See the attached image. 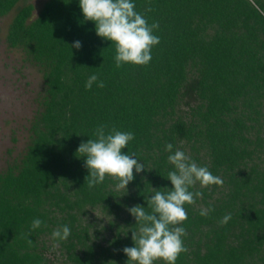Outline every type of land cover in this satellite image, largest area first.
<instances>
[{"label":"trees","instance_id":"obj_1","mask_svg":"<svg viewBox=\"0 0 264 264\" xmlns=\"http://www.w3.org/2000/svg\"><path fill=\"white\" fill-rule=\"evenodd\" d=\"M19 1L0 0V16ZM132 2L159 23V43L147 65L119 69L79 0H46L34 18L32 4L16 7L6 42L40 68L44 94L22 157L0 172V264H127L138 229L127 209L150 211L146 199L172 187L167 143L223 180L190 189L203 196L184 205L188 251L175 264H264V0ZM93 74L105 87H85ZM100 125L134 134L122 151L145 170L126 189L85 180L77 148ZM65 225L68 238L54 241Z\"/></svg>","mask_w":264,"mask_h":264},{"label":"clouds","instance_id":"obj_2","mask_svg":"<svg viewBox=\"0 0 264 264\" xmlns=\"http://www.w3.org/2000/svg\"><path fill=\"white\" fill-rule=\"evenodd\" d=\"M79 7L84 20L95 23L96 35L115 45L116 68L124 64L145 66L150 62L151 50L159 43V37L153 34L159 29V23L149 25L145 15L135 10L132 0H79ZM151 11L150 6L145 9V13ZM71 47L79 49L81 43L76 41ZM93 83L99 88L105 87L96 74L88 78L85 87L91 89ZM106 129V125L98 126L93 133L95 139L81 142L77 148V153L86 158L84 165L89 174L85 180L91 189L109 176L118 181V189H126L134 180L133 169L138 174L145 166L138 162L135 153L129 155L122 151L134 139L132 132H122L115 127ZM165 151L169 153L167 161L172 166L167 173L172 187L166 188L167 191L155 190L154 195L146 199L150 211L139 204L127 209L138 225L137 230H131L135 246L122 249L128 257L127 264H155L156 261L175 264L180 254L188 251L182 239L187 232L180 226L188 218L184 205H193L203 196L201 191L190 189L197 183L201 188L223 185L221 177L214 176L207 167L197 165L181 149L177 148L173 153L172 143L165 145ZM211 211L212 208H201L200 215L207 216ZM230 219L229 213L219 223L226 225ZM42 224L40 219H34L31 230ZM69 235L70 228L65 225L53 230L52 239L64 241ZM27 242L32 246L30 239ZM57 246L53 244V248Z\"/></svg>","mask_w":264,"mask_h":264},{"label":"rangeland","instance_id":"obj_3","mask_svg":"<svg viewBox=\"0 0 264 264\" xmlns=\"http://www.w3.org/2000/svg\"><path fill=\"white\" fill-rule=\"evenodd\" d=\"M45 1L20 0L16 7L32 4L31 18H34ZM16 7L0 16V172L22 157L44 94L40 68L27 59L22 49L11 48L6 42L8 24Z\"/></svg>","mask_w":264,"mask_h":264}]
</instances>
